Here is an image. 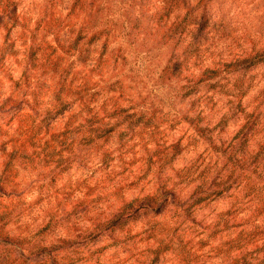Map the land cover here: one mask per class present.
Here are the masks:
<instances>
[{
  "label": "clouds",
  "instance_id": "1",
  "mask_svg": "<svg viewBox=\"0 0 264 264\" xmlns=\"http://www.w3.org/2000/svg\"><path fill=\"white\" fill-rule=\"evenodd\" d=\"M0 264H264V0H0Z\"/></svg>",
  "mask_w": 264,
  "mask_h": 264
}]
</instances>
